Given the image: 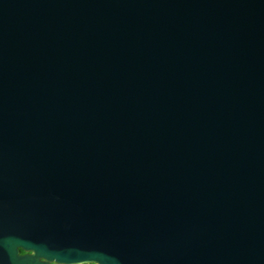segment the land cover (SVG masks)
<instances>
[{"label": "water", "instance_id": "obj_1", "mask_svg": "<svg viewBox=\"0 0 264 264\" xmlns=\"http://www.w3.org/2000/svg\"><path fill=\"white\" fill-rule=\"evenodd\" d=\"M0 264H264V0H0Z\"/></svg>", "mask_w": 264, "mask_h": 264}]
</instances>
